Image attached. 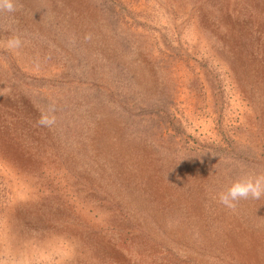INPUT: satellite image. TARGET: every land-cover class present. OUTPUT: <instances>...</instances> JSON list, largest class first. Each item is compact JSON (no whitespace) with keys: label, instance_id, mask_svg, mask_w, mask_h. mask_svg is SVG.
I'll use <instances>...</instances> for the list:
<instances>
[{"label":"rangeland","instance_id":"374dc122","mask_svg":"<svg viewBox=\"0 0 264 264\" xmlns=\"http://www.w3.org/2000/svg\"><path fill=\"white\" fill-rule=\"evenodd\" d=\"M16 2L0 264H264V197L218 202L264 173V0Z\"/></svg>","mask_w":264,"mask_h":264},{"label":"clouds","instance_id":"9594fccd","mask_svg":"<svg viewBox=\"0 0 264 264\" xmlns=\"http://www.w3.org/2000/svg\"><path fill=\"white\" fill-rule=\"evenodd\" d=\"M18 10L16 0H0V13L12 14ZM85 39H88L86 36ZM2 46L19 55L24 41L20 36H13L3 42ZM51 113V115H49ZM55 107L50 106L48 112L43 114L38 123L43 127H51L56 123ZM264 197V173L247 172L233 181L224 191L218 194V202L228 209L234 210L240 201H259Z\"/></svg>","mask_w":264,"mask_h":264}]
</instances>
